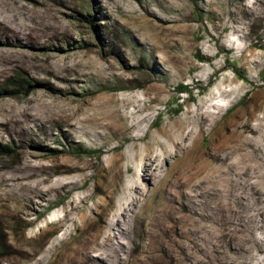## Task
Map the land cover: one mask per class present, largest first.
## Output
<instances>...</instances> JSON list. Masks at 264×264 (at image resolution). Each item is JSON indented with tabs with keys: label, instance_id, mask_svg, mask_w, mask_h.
<instances>
[{
	"label": "rangeland",
	"instance_id": "rangeland-1",
	"mask_svg": "<svg viewBox=\"0 0 264 264\" xmlns=\"http://www.w3.org/2000/svg\"><path fill=\"white\" fill-rule=\"evenodd\" d=\"M18 73L0 264H132L151 220L138 264H258L264 0H0V86Z\"/></svg>",
	"mask_w": 264,
	"mask_h": 264
},
{
	"label": "trees",
	"instance_id": "trees-1",
	"mask_svg": "<svg viewBox=\"0 0 264 264\" xmlns=\"http://www.w3.org/2000/svg\"><path fill=\"white\" fill-rule=\"evenodd\" d=\"M240 77L241 75L238 74ZM32 85L31 84V80L28 79L27 77L24 76V74L22 73H18L15 75V77H12L10 79V81L7 83V85H2L0 86V97L2 96H12V97H17L19 95H28L29 92L32 90ZM262 114H264V111L262 112ZM240 115L235 116L234 118H239ZM230 123V122H229ZM13 145H2L0 144V156H10L13 155L14 153H16V150L13 149V147H11ZM227 202L224 204L223 209H222V217H230V215H235L236 213H239L243 210L242 209H238V207H242V202L241 200L238 199V197H232L230 194V197L228 200H226ZM187 204V203H186ZM147 205V203L145 204V206ZM185 205V204H184ZM183 205V207H185ZM189 205V204H187ZM144 206V207H145ZM142 206V208H144ZM189 210H191V207L186 206ZM141 208V210H142ZM34 210V209H33ZM196 213V211H194ZM137 219L136 216H133L129 225V231L126 234V239L130 242L131 238H132V234L134 232V228L136 227L134 225L135 220ZM105 219H103L104 221ZM155 220V219H154ZM153 220H151V224L147 223L145 224V234H144V238L142 243L139 244L138 248H137V255L134 256L133 260L134 262L132 264H138V262L142 259V258H146V253H148L150 246L152 245V238L154 236L153 230L151 228L152 224H153ZM84 230V228H83ZM82 230V231H83ZM173 230H176V225L173 226ZM93 232H87L84 234H81L82 238L88 237L90 235H92ZM178 241L185 243L187 240H190L189 237H187L186 233H183L181 235H179V238H177ZM132 250L133 247L132 246H128V250L127 253L129 255V259L132 258ZM255 253H259V254H263V256L261 258H258V264H264V241L261 242L259 244H257V246L255 247ZM186 255V253H184ZM71 264H101L98 260L87 257L83 260L80 261H74Z\"/></svg>",
	"mask_w": 264,
	"mask_h": 264
},
{
	"label": "bare ground",
	"instance_id": "bare-ground-1",
	"mask_svg": "<svg viewBox=\"0 0 264 264\" xmlns=\"http://www.w3.org/2000/svg\"><path fill=\"white\" fill-rule=\"evenodd\" d=\"M151 164V163H150ZM147 167H149V166H147Z\"/></svg>",
	"mask_w": 264,
	"mask_h": 264
}]
</instances>
